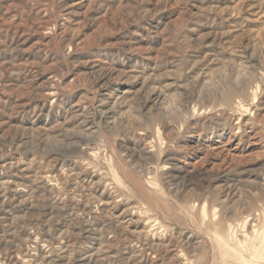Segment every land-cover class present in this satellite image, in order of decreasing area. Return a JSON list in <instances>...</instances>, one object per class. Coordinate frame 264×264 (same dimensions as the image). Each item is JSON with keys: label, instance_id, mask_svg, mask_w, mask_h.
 Segmentation results:
<instances>
[{"label": "rangeland", "instance_id": "rangeland-1", "mask_svg": "<svg viewBox=\"0 0 264 264\" xmlns=\"http://www.w3.org/2000/svg\"><path fill=\"white\" fill-rule=\"evenodd\" d=\"M0 264H264V0H0Z\"/></svg>", "mask_w": 264, "mask_h": 264}, {"label": "bare ground", "instance_id": "bare-ground-1", "mask_svg": "<svg viewBox=\"0 0 264 264\" xmlns=\"http://www.w3.org/2000/svg\"><path fill=\"white\" fill-rule=\"evenodd\" d=\"M245 108V107H244ZM246 111V110H245ZM247 113V112H246ZM3 184V183H2Z\"/></svg>", "mask_w": 264, "mask_h": 264}]
</instances>
